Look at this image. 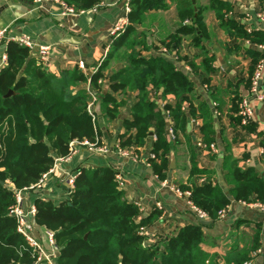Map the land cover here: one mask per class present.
I'll return each instance as SVG.
<instances>
[{
	"label": "trees",
	"instance_id": "trees-1",
	"mask_svg": "<svg viewBox=\"0 0 264 264\" xmlns=\"http://www.w3.org/2000/svg\"><path fill=\"white\" fill-rule=\"evenodd\" d=\"M62 1L76 12L92 10L100 2ZM167 1L176 2L177 16L184 23L172 42L181 44L182 36H192L197 46L196 41L204 35V25L192 0H131L129 23L114 41L101 69L90 78L74 71L60 81L51 75L46 65L34 59L32 50L16 42L8 44L7 64L0 70V264L34 263L30 249L17 233L15 218L9 214L15 204V190L36 184L54 167L58 158L70 154L71 142L87 140L101 144L98 119L113 122L119 117L120 105L109 92L102 95V114L99 116L94 111L96 98L105 91L103 71L112 62L122 63L123 67L111 77L110 91L124 95L138 93L132 118L123 121L125 133L120 138L121 147H145L153 134L155 141L150 153L155 158L150 160L160 178L165 179L170 171L168 156L173 144L179 143L178 130L187 134L189 119L202 117L205 120L201 126L204 142L208 145L215 142L211 137L213 128L207 108L191 96L193 83L190 79L164 58L143 56L148 47L137 26L143 25L149 11L164 10ZM223 7L230 10L228 3ZM222 9L216 10L222 26H229L241 39L256 46L264 45V33H247L242 26L225 18V13L219 11ZM254 52L256 67L264 58V51ZM190 65L194 71L199 69L195 62ZM82 84H90L92 92L78 88ZM158 94L165 98L171 96L173 100L165 105L164 115L156 101L149 99ZM237 98L238 102L242 101L239 96L236 101ZM91 104L93 114L89 112ZM239 120L241 124L242 119ZM169 125L175 140L166 135L165 128L169 129ZM243 127L253 129L252 123L243 124ZM187 147L191 155L190 181L180 188L191 191L193 203L207 212L211 220L219 219L218 213L230 204L231 198L247 204L264 202V180L253 168L241 166L233 156L225 159L227 181L232 186L227 196L210 174L198 166L190 139ZM79 172L67 201L59 205L42 199L35 201L38 228L55 233L57 264H244L253 261L260 248L264 261L261 230L256 231L251 247L235 246L222 258L203 249L202 225L185 226L173 236L149 243L146 229L154 225L161 212L154 210L149 217H142L140 208L119 188L117 172L110 167ZM196 179L197 184L194 183Z\"/></svg>",
	"mask_w": 264,
	"mask_h": 264
},
{
	"label": "crops",
	"instance_id": "crops-1",
	"mask_svg": "<svg viewBox=\"0 0 264 264\" xmlns=\"http://www.w3.org/2000/svg\"><path fill=\"white\" fill-rule=\"evenodd\" d=\"M33 2L34 0H0V31L7 29L6 40L0 43V70L6 65H2V57L7 53L8 44L27 36L34 43L32 55L37 61L38 46L53 47L46 64L51 75L62 81L68 73L78 71L90 78L101 69L114 41L120 37L112 36L114 26L125 19L129 23L130 13L126 11L127 6L130 7L128 0H100L94 9L69 16H61V10L56 5L45 3V9H39ZM192 3L195 11H200L204 25V35L200 36V41H196L197 46L194 45L192 36H182L181 44L172 42L180 26L184 25L177 16L176 2L167 1L164 10L149 11L146 21L137 26V30L144 34L147 43L148 50L143 52L144 57L166 59L176 71L183 73L193 83L191 96L196 103L207 108L209 123L213 128L211 137L215 142L210 145L204 142L201 126H204L205 120L202 117L193 119L199 122V126L189 119L187 134L178 130L179 143L173 144V150L168 156L170 171L165 179L154 172L153 162L149 159L150 149L155 141L153 134H150L145 147L135 146L129 149L137 159L121 156L116 145L118 141L121 142V135L125 133L123 121L132 118L131 111L138 100V93L128 92L124 95L110 91L111 77L123 67L122 63L112 62L103 71L106 78L105 91L96 98V105L100 101L102 109V95L109 92L120 105L116 120L107 122L99 118L97 121L101 144L107 145L109 151L99 153L77 145L72 159L58 163L40 190L25 194L27 209L38 199L52 201L56 205L67 201L69 187L66 180L81 169L110 167L123 178L122 190L126 198L140 208L142 217H149L154 210L161 212L154 225L146 229L149 243L158 241L161 237L173 236L185 226L202 225L205 233L203 249L220 258L235 246L240 249L251 247L257 230H261L260 240L264 247V210L231 198L226 207L228 212L225 218L217 221L200 220L188 207L186 199L173 190L174 187L182 190L180 186L190 181L191 155L187 147L188 139L195 147L198 166L210 174L213 182L225 195L230 196L232 189L227 181L224 165L227 157L233 156L241 166L253 168L264 180V67L256 88L253 89L251 84L256 68L254 51L264 50L249 40L241 39L229 26H222L216 12L222 7L219 11L225 13V18L242 26L247 33H264V23L258 19L261 0H192ZM226 3L229 4V11L223 7ZM191 62L199 67L197 71L193 70ZM81 63L84 65L83 69L80 68ZM78 88H86L92 92L90 84H82ZM236 96L248 100L253 111L252 130L244 128L242 122L240 124L241 100L238 102L237 98L236 101ZM149 99L156 101L163 115L165 105L173 102L171 96L165 98L162 94L151 95ZM169 129L165 128L166 135H169ZM198 142H202L203 146H198ZM212 145L216 147V151L212 149ZM172 154L175 156L173 167ZM197 181L198 179L194 183L197 184ZM262 252L263 249L260 248L255 259L248 264H264L260 255Z\"/></svg>",
	"mask_w": 264,
	"mask_h": 264
},
{
	"label": "built area",
	"instance_id": "built-area-1",
	"mask_svg": "<svg viewBox=\"0 0 264 264\" xmlns=\"http://www.w3.org/2000/svg\"><path fill=\"white\" fill-rule=\"evenodd\" d=\"M4 1H10V0H4ZM34 5L36 8L39 9H45V3H50L52 5H56L60 8L61 16H69V15H75L77 13H84L82 12H76L73 7L67 5L62 0H34ZM128 3H130V0H128ZM127 13L131 12V9L129 6L126 8ZM258 19L264 23V0H261V10L258 14ZM128 24V20H122L118 24H116L111 32L112 36L116 38L119 36L124 30L125 27ZM7 35V29L0 31V43H3L6 40ZM21 46L27 47L30 50L34 48V43L31 41V39L27 36L20 37L16 41ZM261 50H264V45L258 46ZM53 47L49 45H41L38 46V54L37 58L38 61L44 65H46L50 60V55L52 53ZM166 51V49H164ZM7 53H5L2 57V65L7 64ZM84 65L81 63L80 68L83 69ZM264 67V58H262L259 63L256 65L255 72L253 74L251 84L252 88L255 89L256 85L258 83V79L261 75V71ZM216 107V104L214 105ZM93 104L89 107V112L93 114L92 112ZM239 116L242 119V124L247 125L252 122L253 119V111L248 103L247 99H243L239 104ZM193 124L196 126H199V122L193 120ZM262 134L264 135V129L262 130ZM169 137L171 140H175V134L172 129V127L169 129ZM86 146L92 151H97L99 153H107L109 151V147L104 144H100L99 141L96 143L89 142L87 140H84L82 142L73 141L70 143V154L67 157H61L58 158L55 162L54 167L46 174L42 176V178L34 185H31L30 187L23 188L21 190H15V204L10 208L9 214L15 218L16 224H17V233L24 239L27 247L30 249L32 254V259L34 260L33 264H57L58 259V247L55 240V233L51 230L47 229H39L36 222V215H37V208L34 205H31L28 209L26 208V202H25V194L28 192L40 190L46 181L47 177L52 174L57 166L58 163L68 162L72 159L73 155L76 153V146ZM198 146H203L202 142H198ZM212 149L216 151V147L214 145L211 146ZM118 153L123 157H131L133 159H137L136 156H134L129 149H125L121 147V142L118 141L116 145ZM155 158V155L150 153L149 159ZM80 172H78L75 176H69L67 178V185L69 187V191H71L75 185L76 178ZM117 180L119 183V188H123L124 182L123 178L120 175H117ZM203 181V180H202ZM200 181V182H202ZM173 190L175 193L186 199L188 207L195 213V215L200 220H208L210 219L207 212L204 210L198 208L191 199V191H182L178 187H174ZM247 204V203H245ZM251 205L253 207L259 208L261 210H264V202H256L247 204ZM227 209L220 211L218 213L219 219H223L227 215ZM40 233V234H39ZM248 264V263H246Z\"/></svg>",
	"mask_w": 264,
	"mask_h": 264
},
{
	"label": "water",
	"instance_id": "water-1",
	"mask_svg": "<svg viewBox=\"0 0 264 264\" xmlns=\"http://www.w3.org/2000/svg\"><path fill=\"white\" fill-rule=\"evenodd\" d=\"M10 94H12V92ZM94 111H95V113L97 115H101V103H100V101L97 103L96 107L94 108ZM171 162H172V167H173L175 165V156H174V154L171 155Z\"/></svg>",
	"mask_w": 264,
	"mask_h": 264
},
{
	"label": "rangeland",
	"instance_id": "rangeland-1",
	"mask_svg": "<svg viewBox=\"0 0 264 264\" xmlns=\"http://www.w3.org/2000/svg\"><path fill=\"white\" fill-rule=\"evenodd\" d=\"M18 264H21V263H18Z\"/></svg>",
	"mask_w": 264,
	"mask_h": 264
}]
</instances>
